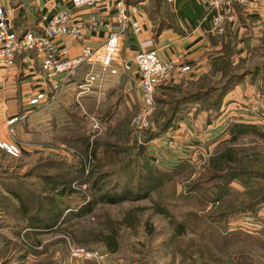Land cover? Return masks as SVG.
<instances>
[{
	"label": "rangeland",
	"instance_id": "374dc122",
	"mask_svg": "<svg viewBox=\"0 0 264 264\" xmlns=\"http://www.w3.org/2000/svg\"><path fill=\"white\" fill-rule=\"evenodd\" d=\"M163 1L153 6L162 8ZM35 3L10 0L19 31L36 19ZM19 8L25 9L22 22ZM248 30L234 36L231 52L226 46L229 61L219 66L221 74L211 60L202 73L169 74L157 91L161 103L152 125L140 135L131 121L143 107L141 94L137 109L122 94H110L120 121L111 122L112 132L99 123L102 130L90 134L92 115L76 121L67 111L73 104L64 111L56 102L12 124L0 120V141L20 151L13 157L0 148V264H94L72 258L68 243L106 255L103 264H264V30ZM120 71L102 83L103 99ZM166 115L172 123L162 131ZM183 121L190 128L179 126ZM74 124L78 135L70 141ZM234 126L254 127L258 135L233 139ZM152 132L158 136L147 138ZM84 141L91 144L87 153ZM222 153L229 159H219ZM139 185V197L99 200L135 194ZM48 201L58 203L59 220L51 229L30 231L34 216L51 224ZM110 235L114 252L106 246Z\"/></svg>",
	"mask_w": 264,
	"mask_h": 264
},
{
	"label": "built area",
	"instance_id": "2783aa9c",
	"mask_svg": "<svg viewBox=\"0 0 264 264\" xmlns=\"http://www.w3.org/2000/svg\"><path fill=\"white\" fill-rule=\"evenodd\" d=\"M62 1L69 6L57 10L53 15L42 14L38 29L26 28L21 31L14 27L10 10L0 5V68L8 77L20 78L18 90L22 96L23 114L13 117L8 124L26 117L29 110L57 102L63 88L74 81L80 70L83 71L78 77L80 81L75 88L73 104L90 96L100 102L103 99V93L100 96L101 87L107 81L106 78L117 75L120 69H129L126 62L118 69L114 65L117 64L125 31L131 29L134 34L141 31L140 23L129 15L126 0ZM259 2L260 0H209L208 9L215 11L212 17L213 30L222 32L224 14L233 4L255 9ZM83 9L91 11L81 12ZM103 16L109 19L104 20ZM102 27L105 35L101 42L98 45L89 43L86 32L99 33ZM70 40L77 42L75 54H71ZM19 57H22L27 66L19 67ZM183 59V54L180 53L174 59L161 61L153 49H140L133 55L132 62L139 73L138 87L143 107L132 118L131 126L139 135L152 125L150 118L156 107L155 95L159 84L174 70L179 73L190 71L188 65L182 64ZM24 71L27 73L26 79L20 83ZM90 120V134L102 130L93 116ZM17 146L0 141V148L13 157L20 155ZM68 251L72 258L89 260L94 264H103L106 257L71 243H68Z\"/></svg>",
	"mask_w": 264,
	"mask_h": 264
},
{
	"label": "crops",
	"instance_id": "0c3cea01",
	"mask_svg": "<svg viewBox=\"0 0 264 264\" xmlns=\"http://www.w3.org/2000/svg\"><path fill=\"white\" fill-rule=\"evenodd\" d=\"M154 1L126 0L129 15L140 23L141 31L137 34H134L131 29L125 31L118 53L117 65L121 68L122 63L126 62L129 69L126 71L120 69L117 86L107 89L105 99L102 101H108L110 104H113L116 97L110 96L109 100H106V96L111 93L113 95L119 93L117 95L122 94V98L124 97V100H127L124 103L128 107H135L136 109L139 107V73L132 59L135 52L140 49L156 50L161 61L174 59L177 54L182 53L184 58L182 64L188 65L191 69L190 71L193 73H202V71L206 70L205 66H207L208 60H211L209 54L218 55L231 38L240 36L239 34L242 30L249 31L248 29H252L256 33H260L259 30H264V0H260L258 7L255 9H247L233 4L224 14L221 33L213 30L212 17L215 11L208 9L209 0H171L168 3L163 1V7L160 8V5L157 4V9L153 6ZM9 2L10 0H0V5H4L10 10ZM35 2L36 12L34 14L36 15V19L32 25L27 23L31 29H38L42 14L53 15L57 10L69 6L68 3H64L62 0H35ZM146 6L149 7L147 10L145 9ZM19 11L21 12L22 9L19 8ZM88 11L91 10L83 9L81 12ZM10 12L12 11L10 10ZM12 15L14 18V14ZM102 18L104 20L109 19L107 16H103ZM241 23L244 28L241 27ZM86 35L89 43L98 45L105 35L104 28L102 27L99 33L87 31ZM76 44V41H69L71 54L76 53ZM82 71H79L80 75ZM174 71L177 72L176 70ZM174 71L172 73H175ZM25 75H27L26 71H24L23 80L21 79L20 83L26 79ZM19 80L18 76L8 77L0 68V120L1 122H6V125L10 118L19 116V110L22 109V96L18 90ZM79 81L80 79L78 78L74 79L72 83L63 88L56 103L63 104L64 111L73 104L75 88ZM117 117L118 115L114 113L113 126L114 123H118L119 121L115 120ZM26 119L27 122L30 121H28L30 119L29 115ZM183 122L185 123L180 122L179 126L190 128L186 121ZM22 124L23 122L16 126L14 124L12 127H17L18 129Z\"/></svg>",
	"mask_w": 264,
	"mask_h": 264
},
{
	"label": "trees",
	"instance_id": "16d2710c",
	"mask_svg": "<svg viewBox=\"0 0 264 264\" xmlns=\"http://www.w3.org/2000/svg\"><path fill=\"white\" fill-rule=\"evenodd\" d=\"M164 2L168 3L169 1L164 0ZM19 16L21 17L20 21L21 22L24 21L25 9H22V11L20 12ZM13 24H14V27L16 28V30L21 28L19 26H16L14 20H13ZM234 42H235V39L233 37V38H231L228 41V43H226L224 45V47L222 48L223 50L218 55H213V57L211 58V63H212V66L214 68V71L219 72V73L223 71V68L219 67V66L223 64V61L224 62L229 61L227 59V55H226L228 53V50L226 49V46H230L229 52H231L234 49V47H233ZM18 64H19V67H21V68L25 67L22 57H19ZM231 76H232L231 79L228 80L229 83L231 81H234V80H232L234 75H231ZM160 85L161 84H159V86L157 87L156 95H155V101H156V105L157 106H159L160 103H161V102H159L157 100V91H158L159 87H161ZM109 98H110V95H107L106 96V100H109ZM115 106H116V103L115 104L114 103L110 104L108 101L105 102V103L104 102H97L94 97L90 96V97L82 98L80 100V102L77 103V104L74 103L73 106L70 109H68L67 111L69 113H71L72 116H74V119H76V121L78 119L88 120L87 116L88 115H92L95 118H97V120L99 121L100 124H106V129H108V132L109 131L112 132V130L114 128H113V126H111V122L113 120V114H114L113 110H114ZM164 117L166 118L167 115L164 116ZM163 121L164 122H162V124H161V126H162L161 130L162 131L165 130V129L170 128V125L172 123V121L170 120V117H167ZM158 125L159 124H157V126ZM76 126L77 125L74 124L72 126V128L70 129V131H71L70 135L73 136L72 138H70V137L68 138V140H70V141H75L74 138H77L78 134H76L77 133ZM51 130H52L51 133H52L53 136H59V133H61V130L56 128V127H52ZM118 131L119 130H114L113 133L118 132ZM147 133L148 132L145 131L144 134H147ZM244 133H252V134L258 135V132L256 131V128H254V127H243V126H234L233 127V135H234L233 139H235V137L237 135L244 134ZM82 135H80L81 138H82ZM84 135H85V130H84ZM157 136H158L157 132H152V134H149V136L147 138L150 137V139H154ZM81 138H78V139L80 141H82ZM84 142H86V141H84ZM89 146H91V144L86 142V149H85L86 153H87L88 149L90 148ZM136 146H139V145H136ZM95 153H96V151L93 152V155H95ZM219 159L223 160V159H229V158H228V156L225 153H222V154L219 155ZM92 186H95L94 182H93ZM139 187H140V185L134 191L135 194H131V192H126L125 191V192H122V194L119 192V194H117L115 196H108V195L102 196L101 198H99V200L102 201L103 203H107V204H116V203L122 202L123 199H125V198L130 199V197H132L130 195H134V197H139V196H137L139 194V191H140V190H138ZM53 189L57 193V195L64 196V194H66L64 190H61V191L57 192V190H56L57 188L56 187H54ZM12 195L15 196L14 194H12ZM48 202H49V209L48 210L54 211V214L52 215V219H51V224H48V221L44 220L43 218H39L37 216H34V217H32L30 219V222L28 223V229H30V231H32V232L33 231L40 232V230L44 231V230L51 229V228L54 227V225L59 220L61 212H60V207H59L58 203H56L55 201H48ZM92 204H93V202L89 203L88 206H86V209H84L85 213L89 212ZM177 227H178L177 228L178 229V235H181V232H183L182 229H179V227H181V225L179 224ZM106 246L108 247V250H110L111 252L116 251L117 244H116L115 238L113 236L110 235V236H108L106 238Z\"/></svg>",
	"mask_w": 264,
	"mask_h": 264
},
{
	"label": "water",
	"instance_id": "95a60500",
	"mask_svg": "<svg viewBox=\"0 0 264 264\" xmlns=\"http://www.w3.org/2000/svg\"><path fill=\"white\" fill-rule=\"evenodd\" d=\"M142 145H140V147H141Z\"/></svg>",
	"mask_w": 264,
	"mask_h": 264
}]
</instances>
